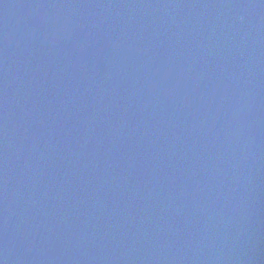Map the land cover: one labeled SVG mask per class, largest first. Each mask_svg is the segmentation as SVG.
Masks as SVG:
<instances>
[{
	"label": "water",
	"instance_id": "1",
	"mask_svg": "<svg viewBox=\"0 0 264 264\" xmlns=\"http://www.w3.org/2000/svg\"><path fill=\"white\" fill-rule=\"evenodd\" d=\"M0 264H264V0H0Z\"/></svg>",
	"mask_w": 264,
	"mask_h": 264
}]
</instances>
